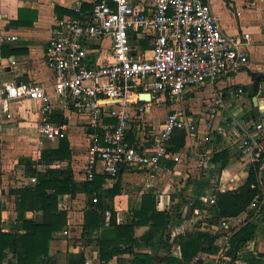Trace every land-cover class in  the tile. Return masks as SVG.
<instances>
[{
    "label": "crops",
    "instance_id": "1",
    "mask_svg": "<svg viewBox=\"0 0 264 264\" xmlns=\"http://www.w3.org/2000/svg\"><path fill=\"white\" fill-rule=\"evenodd\" d=\"M78 1L0 0V86L4 82L12 84L20 82L36 83L45 87L53 103V112L61 114L66 119L64 136L69 142L71 157L52 165L31 167L38 171H43L47 167L71 170L77 186H80L87 181L85 170L88 136L94 129L89 125L90 119L86 115L75 113L64 99H57L53 95L51 87L53 75L45 61L46 42L51 36L55 18L59 15L74 16L73 8ZM209 2L213 13L219 18L223 34L248 35V38H242L241 42L247 54L249 68L221 78L214 86L189 89L178 100L165 96L160 102L139 100L138 103L131 104V120L126 134L133 135L135 142L151 140L158 133L166 115L174 111L182 113L187 121H192L196 126V132L187 135L186 144L179 151L172 152L167 149L168 155L160 159L156 167L124 166L120 168L118 179L110 180L105 177L102 184V188L108 190L113 187L116 180L118 181L120 191L112 200V209L118 225H129L132 222V212L146 194L154 197L156 210L166 214L168 224L163 237L154 240L151 245H146L144 239L148 226L143 225L134 229V237L139 244L134 252L151 255L155 264L158 258L165 256L181 258L180 247L174 241L180 233L203 232L214 235L215 245L219 251L221 246L226 244L223 239L225 230L220 227L222 220L229 224L230 233L249 221L264 224L262 205L260 214L252 218L249 215L252 210L248 207L237 216L219 218L217 209L210 202L212 195L240 188L247 179L249 167L256 162L250 161L237 145L226 142L227 140L220 136H213L211 141L204 145L200 143L207 118L206 104L213 99L219 98L229 104L218 110V120L221 123L225 122L226 126H230L235 118L245 119L254 109V99L259 110L264 112L262 96L264 86L262 93L256 92L252 87V74L264 73V0H209ZM55 8H58V11ZM82 8L88 10L90 5L83 3ZM19 10L30 12L29 18L33 17L30 26L10 24V21L17 19ZM11 36L15 37V40L8 39ZM91 55L97 63L110 60L109 41H94ZM238 88H242L241 94L236 92ZM138 108H142V111H135ZM37 112L38 104L26 99L12 101L7 113L0 111V207L1 227L6 232L13 230L18 222L14 191L32 186L36 182V180L34 183L31 182L34 177L27 173L24 161H36L43 148L58 146L59 140H55L44 143L43 148H37ZM222 150L228 152V163L217 172V165L213 164L211 159ZM201 160L209 163L203 165ZM259 162L261 167L257 176L262 186L260 179L264 175V161ZM97 174L103 175L101 165L97 167ZM229 177L234 178V182L228 183L229 188L218 192L219 179L227 181ZM87 202L88 198L83 193H77L73 198L69 195L59 197L58 208L67 213V224L50 242L49 254L58 260L55 264H65L69 254L80 253L85 258V264H98V247L93 243H87L86 239L80 240L83 213L88 208ZM39 216L40 214L36 212L24 214L25 219H39ZM67 235L73 239L66 241ZM249 243L252 245L251 249L257 246L260 249L261 245L264 246V231L258 230L253 241ZM132 258V254L123 253L113 257L108 264H127ZM208 259L204 254H199L191 264H196L198 260L205 263Z\"/></svg>",
    "mask_w": 264,
    "mask_h": 264
},
{
    "label": "built area",
    "instance_id": "2",
    "mask_svg": "<svg viewBox=\"0 0 264 264\" xmlns=\"http://www.w3.org/2000/svg\"><path fill=\"white\" fill-rule=\"evenodd\" d=\"M83 3L90 8L84 10ZM73 11L74 16L55 18L46 42L45 61L53 75V95L64 99L75 113L86 115L94 129L88 136L87 181L93 180L98 165L110 180L116 179L124 166L156 167L168 155V143L175 130L183 129L187 135L196 132L192 121L174 111L166 115L151 140H129L126 131L131 120L130 105L142 101L141 95L149 94V99L142 102H160L165 96L178 100L189 89L214 86L221 78L249 68L241 42L248 35L223 34L209 0H79ZM145 38L149 39L150 48L141 51L133 41ZM94 41H109L110 60H93ZM236 92L241 94L242 88ZM22 99L38 104L37 148L64 136L65 125L52 120L54 107L44 86L1 84L2 113L9 111L12 101ZM227 105L219 98L206 104L201 145L220 136L237 145L250 161H264V117L248 121L235 118L226 126L218 120V110ZM135 111L141 112L142 108ZM233 182L231 177L227 181L219 179L218 192ZM216 195L210 198L212 204ZM263 200L256 195L248 209L255 210ZM105 217L108 219L110 213L105 212ZM220 227L225 230L226 244L207 260L211 264L230 263L226 255L229 224L222 220Z\"/></svg>",
    "mask_w": 264,
    "mask_h": 264
},
{
    "label": "trees",
    "instance_id": "3",
    "mask_svg": "<svg viewBox=\"0 0 264 264\" xmlns=\"http://www.w3.org/2000/svg\"><path fill=\"white\" fill-rule=\"evenodd\" d=\"M55 10L58 11V8ZM69 14L72 15L71 12ZM29 16L28 10H19L17 19L10 21V24L30 26L33 23V17L29 18ZM133 44L137 45L141 51L150 48L148 38L134 40ZM52 120L58 124L66 123V119L56 112L52 113ZM106 121L112 122V120ZM126 137L133 141V135L126 134ZM186 139L185 130H175L167 149L172 152L179 151L185 146ZM70 157L69 142L63 136L59 139L56 148H43L36 161H24L27 173L34 177L36 182L32 186L14 191L18 222L9 232L2 230L0 207V264H55L49 254L50 242L54 235L62 231L67 224V213L58 208L59 197L69 195L73 198L77 193H83L88 198V208L83 213L81 238L98 247V264H108L113 257L123 253L133 255L132 260L127 264H155L151 255L134 252L139 247L134 237L135 227L148 226L144 238L146 245L161 239L167 227V216L164 212L156 210L154 197L149 194L143 195L141 202L132 212V222L129 225H118L112 209L113 197L120 191L117 180L111 189L104 190L102 184L105 176L97 174L92 181H84L77 186L71 170L47 167L43 171H38L31 167L32 165H52L54 162H62ZM211 162L217 165L216 170L219 172L228 163V152L222 150L214 154ZM260 167L261 162L251 165L245 183L237 190L216 195L214 207L218 211L219 218L234 217L244 212L256 195L260 196V201L264 199V185L260 186L257 176ZM119 175L120 170L116 179ZM94 198L95 202H93ZM262 207H264V200ZM106 211L110 212L108 221L105 217ZM25 212L39 213V219H25ZM258 230L260 225L249 221L231 232L226 251L230 264H264V250L260 252L256 248L246 249ZM215 240L216 236L208 233H180L174 241L180 247L181 258L165 256L158 258L156 264H191L199 254L213 258L218 251ZM164 246L169 250L166 244ZM65 264H85V258L82 253L69 254ZM196 264H211V262L204 263L198 260Z\"/></svg>",
    "mask_w": 264,
    "mask_h": 264
},
{
    "label": "water",
    "instance_id": "4",
    "mask_svg": "<svg viewBox=\"0 0 264 264\" xmlns=\"http://www.w3.org/2000/svg\"><path fill=\"white\" fill-rule=\"evenodd\" d=\"M253 77V84L252 87L256 92L262 93V87L264 86V73H259V74H252ZM264 96V94H262ZM140 99L142 101L148 100L149 99V94H144L140 96ZM254 104V109L253 111L249 112V114L245 117V120L248 121L250 119H255L259 116L264 117V112H261L259 110V107L255 103V99L253 100Z\"/></svg>",
    "mask_w": 264,
    "mask_h": 264
},
{
    "label": "rangeland",
    "instance_id": "5",
    "mask_svg": "<svg viewBox=\"0 0 264 264\" xmlns=\"http://www.w3.org/2000/svg\"><path fill=\"white\" fill-rule=\"evenodd\" d=\"M260 182H261V185L263 186V185H264V175H262V178L260 179ZM260 205H262L261 202H259V205H258V207H257L255 210H252V211H251V215H250L251 218H252V217H255V215L260 214V213H259V210H260V207H261ZM261 216H262V215H261ZM259 225H260V229H261L262 231H264V224L259 223ZM65 239H66V241H68V240L70 241V240L73 239V237L71 238V237H68V235H67V237H65ZM80 240H81V241H84L83 238L80 239ZM251 248H252V245L249 243V244L247 245L246 249H247V250H251ZM256 250L262 252V251L264 250V246L261 245V246H260V249H259V247L257 246ZM54 260H55V262L57 263L58 260H56V259H54ZM59 260H60V259H59ZM228 264H230V263H228Z\"/></svg>",
    "mask_w": 264,
    "mask_h": 264
}]
</instances>
